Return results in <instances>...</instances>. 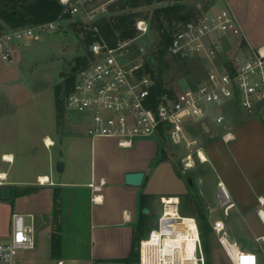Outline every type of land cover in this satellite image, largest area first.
I'll return each instance as SVG.
<instances>
[{"label":"built area","instance_id":"1","mask_svg":"<svg viewBox=\"0 0 264 264\" xmlns=\"http://www.w3.org/2000/svg\"><path fill=\"white\" fill-rule=\"evenodd\" d=\"M116 1L60 0L64 14L84 24L94 38L88 48V61L76 73L64 100L65 111L86 118V135L92 141L109 140L121 150H130L138 141L163 135L172 146L190 151L183 159L185 170L192 168L194 154L205 163L199 139L191 137L196 132L193 127L205 133L211 123L223 124L222 139L229 142L234 136L227 124L235 107L247 117L264 109V47L254 49L246 44L229 10L201 12L175 29L168 55L199 62L202 79L179 90L169 87L167 92L154 96L157 76L147 67L155 70L154 63L149 47L140 43L150 32L149 22L139 20L137 37L118 40L114 45L96 26L98 20L109 15ZM64 21L60 17L54 22L0 33V68L14 64L18 47L39 40L44 33L58 32ZM44 145L48 149L54 146L47 140ZM6 181V175H0V190ZM44 183L39 179L40 185ZM160 201L157 228L137 247L139 264H208L199 221L181 215L179 197ZM218 203V209L209 210V217L220 210L228 218L235 203L222 183L218 184ZM212 231L230 264L260 263L257 253L241 249L229 239L224 220H215ZM255 242L264 254V236ZM34 249V218L14 214L12 234L7 242L0 243V264H16L20 252Z\"/></svg>","mask_w":264,"mask_h":264},{"label":"crops","instance_id":"2","mask_svg":"<svg viewBox=\"0 0 264 264\" xmlns=\"http://www.w3.org/2000/svg\"><path fill=\"white\" fill-rule=\"evenodd\" d=\"M221 3L227 8L222 10H229L236 18L246 44L254 49L264 47V0H220L207 12L221 11L217 8ZM11 68L13 64L0 68V85ZM237 116L238 118L228 119L227 125L234 136L229 142L222 139L224 129L220 132L214 130L211 125L205 128V133L196 129V134L202 138L204 134L213 136L211 143L202 147L207 158V162L202 164H209L215 175V185L209 189L204 188V185L209 183L211 172L197 178L199 185L195 184L194 188L199 192V206L196 208L184 207L183 198L189 195L192 183L186 184L176 174H173L175 178L172 181L175 187L170 191L157 190V174L165 175L171 166L167 162L159 163L161 147L157 137L138 141L134 150H121L112 146L113 141H92L87 136L86 140L90 142L91 147L89 164L84 161L88 159L86 145L80 143L78 147L75 146L74 152L71 150L72 152L64 157H56L54 152L50 154L49 175L37 173L30 178L13 176L10 169L17 158L12 151L0 150V175H6L5 185L13 188L9 201L0 199V243L7 242L12 234L13 215L22 214L32 216L34 227L38 223L37 229L47 227L50 231L47 264H139L137 247L145 235L147 216L152 211L158 212L161 198L177 196L181 201L180 211L186 214L185 216H203L204 219L209 217L210 209H218L215 203L218 199L219 183L224 184L235 203V208L228 218L234 215L242 220L245 225L242 233L245 237L251 234L256 240L264 236L258 233L264 231V109L251 117L241 112ZM73 134L74 140L84 139L79 133ZM58 138L46 134L40 141L46 150L51 151L58 146ZM47 139L54 144L49 149L44 145ZM34 146L31 145L38 152V147ZM7 156H11L13 162L5 161ZM59 162L64 163V170L57 172L66 173L67 167L70 166L71 172L68 176L57 178L52 173V167H57ZM6 166L8 168L4 169ZM137 172L145 174L142 186H127L125 176ZM42 176H47L50 183L40 185L39 179ZM203 188L206 189L204 193L201 191ZM40 190L58 191L54 206L52 204L51 209L38 207L34 211H21V201ZM81 201L87 207L89 216L84 250L79 247V243L84 244L82 239L77 243L75 236L70 245L68 244L63 223L66 215L71 214L73 206L81 204ZM145 208L149 209L148 215L143 214ZM58 219H61L60 223ZM224 222L228 229L226 221ZM74 226L70 225L69 230H73ZM57 236H60V242ZM233 242L241 248V244ZM37 246H40L39 242L31 251L37 250ZM23 252H20L16 264H33L36 255H30L25 260Z\"/></svg>","mask_w":264,"mask_h":264},{"label":"rangeland","instance_id":"3","mask_svg":"<svg viewBox=\"0 0 264 264\" xmlns=\"http://www.w3.org/2000/svg\"><path fill=\"white\" fill-rule=\"evenodd\" d=\"M218 1L220 0H193L189 3V6L194 10L193 12L196 16L201 12L210 10ZM155 7H152V10ZM217 8L221 11L222 9H227L222 3ZM81 29H85V25L76 23L70 18L61 23V28L58 32L44 33L39 40L31 42L27 46L21 45L15 51L13 68L6 72L5 81L0 85V150L7 149L12 151L17 158L15 164L10 169L13 176L30 178L37 173H47L49 175L50 154L54 152L56 157H64L68 153L74 152L75 146L78 147L80 143L86 145L88 159L84 161L88 164L90 162L91 147L90 142L86 140V118L82 119L75 112H66L64 108L59 123L55 105V89L57 86L63 84L64 78L71 73V69L76 65V58L88 52L85 35L80 32ZM154 39V35H147L141 39L140 43L148 46L152 44ZM203 73V68L199 62H186L184 64L171 62L170 68L164 74V79L168 87L179 90L187 84L195 85L202 79ZM230 113L231 118H238V111L232 110ZM211 126L214 130L220 132L223 129V124L211 123ZM196 129L198 130L199 128L195 126L192 128V131L197 132ZM196 132L191 137L199 139L198 147L211 143L213 136L204 134L202 138ZM73 133L81 134L84 138L82 139L83 141L72 139L75 135ZM46 134L59 137L58 146L51 151L46 150L40 141ZM158 143L161 147V159L159 163H169L171 170L168 167L169 171L165 175H161V173L157 174L155 178L157 190L164 192L170 191L175 187L172 181L175 178L173 174H176L186 184L187 182L192 183V187L189 186L191 188L189 195L183 198L184 207H198L199 192L194 188V181L199 176L211 172V176L208 179L209 183L204 185V188H213L215 185V175L211 171V166L209 164H202L197 155L194 154L193 167L185 170L183 159L190 151L182 147L172 146L163 135L158 137ZM32 144L35 145V148L38 147V152L31 147ZM112 146L117 149L115 142H112ZM83 154H85V151H83ZM84 159L86 158L84 157ZM7 168L8 166L4 169ZM70 172V166L67 167L66 173H58L57 167L55 165L52 167V173L57 178L68 176ZM204 188L201 190L203 193L206 192ZM57 192H42L40 190L34 194H29V197L21 201L20 210L34 211L38 207L51 209L52 204L54 206V202L56 201L55 196L59 195ZM218 205L217 199L215 207L218 208ZM158 208V212L152 211L150 215L147 214L148 220L144 226V238L148 236L152 229L157 228V221L162 209L161 201ZM71 211V214H67L65 220H63L66 239L69 245L74 240V236L77 243L79 239H82L84 244L79 243V247L84 250L86 248L85 241L88 233L86 230L89 217L87 207L81 201V204L74 205ZM181 215L185 216L186 214L181 211ZM196 219H199V223L204 227L202 240L209 264H230L218 243L216 235L212 231L213 222L217 219L226 221L228 225L227 232L231 241L241 244V249L246 248L249 251L257 253L260 260L259 264H264V254L255 242V239L251 234L247 237L243 235L242 228L245 225L242 224L240 218L238 219L234 215L230 218H224L221 211L218 210L211 217L207 216L203 219L202 216V218L198 217ZM26 223L30 224V220L27 219ZM72 224L75 226L70 231V225ZM35 227V248L38 242L40 246H37L38 248L35 251H24L23 259L26 260L30 255H36L33 258V264H47L46 254L48 253L47 247L48 243H50L51 233L47 227H43L40 230L37 229L38 223ZM258 233L264 235V231ZM57 239L60 242V236H57Z\"/></svg>","mask_w":264,"mask_h":264},{"label":"trees","instance_id":"4","mask_svg":"<svg viewBox=\"0 0 264 264\" xmlns=\"http://www.w3.org/2000/svg\"><path fill=\"white\" fill-rule=\"evenodd\" d=\"M191 1L193 0H117L110 7L109 15L96 22L101 34L112 45L118 40L137 37L136 23L139 20L149 22L148 35L155 36L152 44L148 45L155 70L147 66L148 70L153 71L157 76L154 96L168 91L169 87L164 74L170 68L171 62L186 63L170 57L168 47L175 29L181 23L195 17L194 10L189 6ZM154 6L156 7L152 10ZM60 17L64 20L70 19V16L64 14V6L60 0H0V33L54 22ZM80 32L85 35L86 46L89 48L94 41L92 32L88 29H81ZM87 61L88 52L77 57L76 65L71 69V73L64 78L63 84L55 89V105L59 123L64 110V100L74 85L75 75ZM233 110L239 113L237 107ZM200 229L203 237L204 227L201 224Z\"/></svg>","mask_w":264,"mask_h":264},{"label":"water","instance_id":"5","mask_svg":"<svg viewBox=\"0 0 264 264\" xmlns=\"http://www.w3.org/2000/svg\"><path fill=\"white\" fill-rule=\"evenodd\" d=\"M63 170H64V163L59 162L57 164V171L62 172ZM144 177H145V174L143 172L129 173L125 176V184L130 187H136V188L141 187L144 182ZM195 184L197 186L199 185V179L195 180ZM12 193H13L12 186L5 185L0 190V199L2 201H9L12 197ZM148 212H149L148 208L143 209V214H148Z\"/></svg>","mask_w":264,"mask_h":264},{"label":"bare ground","instance_id":"6","mask_svg":"<svg viewBox=\"0 0 264 264\" xmlns=\"http://www.w3.org/2000/svg\"><path fill=\"white\" fill-rule=\"evenodd\" d=\"M47 141H48L49 144H51V140H50V139H47ZM200 156H201V158H202L205 162H207V158H206V156H205V154H204L203 152L200 153ZM4 160L7 161V162H13L12 159H11V156H7V157H5ZM191 167H193V165H192ZM40 180L43 181V182H45L44 184H47V183L50 182V180H49V178H48L47 176H42V177L40 178ZM170 209H171V208H169V209L167 210V211H168V214L171 213V210H170Z\"/></svg>","mask_w":264,"mask_h":264},{"label":"snow or ice","instance_id":"7","mask_svg":"<svg viewBox=\"0 0 264 264\" xmlns=\"http://www.w3.org/2000/svg\"><path fill=\"white\" fill-rule=\"evenodd\" d=\"M246 259H249L250 260L251 258L249 257V258H246Z\"/></svg>","mask_w":264,"mask_h":264}]
</instances>
